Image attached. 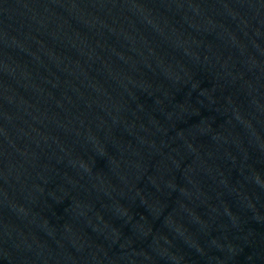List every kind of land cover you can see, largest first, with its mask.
Returning <instances> with one entry per match:
<instances>
[{"label":"water","instance_id":"1","mask_svg":"<svg viewBox=\"0 0 264 264\" xmlns=\"http://www.w3.org/2000/svg\"><path fill=\"white\" fill-rule=\"evenodd\" d=\"M0 264H264V0H0Z\"/></svg>","mask_w":264,"mask_h":264}]
</instances>
